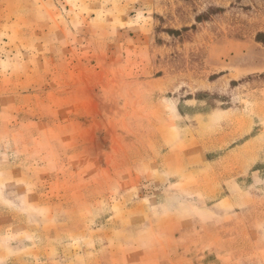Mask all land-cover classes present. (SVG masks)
I'll return each mask as SVG.
<instances>
[{
  "label": "rangeland",
  "instance_id": "obj_1",
  "mask_svg": "<svg viewBox=\"0 0 264 264\" xmlns=\"http://www.w3.org/2000/svg\"><path fill=\"white\" fill-rule=\"evenodd\" d=\"M258 33L264 0H0V264H264Z\"/></svg>",
  "mask_w": 264,
  "mask_h": 264
},
{
  "label": "trees",
  "instance_id": "obj_2",
  "mask_svg": "<svg viewBox=\"0 0 264 264\" xmlns=\"http://www.w3.org/2000/svg\"><path fill=\"white\" fill-rule=\"evenodd\" d=\"M262 37H264V33H258L256 35L257 41H260V42L264 43V39H262Z\"/></svg>",
  "mask_w": 264,
  "mask_h": 264
}]
</instances>
